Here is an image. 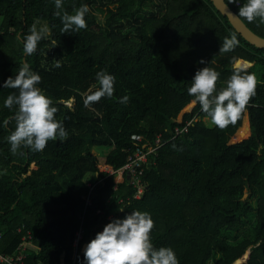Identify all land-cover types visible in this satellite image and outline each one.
Returning <instances> with one entry per match:
<instances>
[{"label":"trees","instance_id":"trees-1","mask_svg":"<svg viewBox=\"0 0 264 264\" xmlns=\"http://www.w3.org/2000/svg\"><path fill=\"white\" fill-rule=\"evenodd\" d=\"M226 1L237 14L247 2ZM62 2L69 14L89 7L86 29L62 34L55 0H0V254L18 253L30 230L25 264H72L82 229L75 264H84L83 246L106 224L141 211L154 221L153 245L171 247L179 264H264V48L245 40L211 0ZM242 19L264 37L259 18ZM33 23L38 30L47 25L51 34L26 55L23 39ZM232 35L239 45L219 53ZM52 39L58 46L52 48ZM234 57L253 65L234 66ZM24 63L41 76L38 87L58 109L55 119L68 136L49 141L42 152L22 147L14 154L7 137L15 121L5 127L4 120L16 106L10 110L4 102L18 90L3 84ZM206 66L220 73L218 90L236 67L257 80L250 106L224 129L188 94L195 72ZM102 70L114 75V94L85 107ZM125 96L128 102L120 103ZM245 119L242 139L233 140ZM138 147L156 150L142 173L125 172L116 183ZM93 148L109 149L110 169H100ZM247 190L256 197L254 223L232 240L252 209Z\"/></svg>","mask_w":264,"mask_h":264},{"label":"clouds","instance_id":"clouds-1","mask_svg":"<svg viewBox=\"0 0 264 264\" xmlns=\"http://www.w3.org/2000/svg\"><path fill=\"white\" fill-rule=\"evenodd\" d=\"M229 3L238 5V0H229ZM55 8L54 14L63 24L62 34L87 28V5L74 8V14H69L64 10L62 0H55ZM238 15L249 23L257 18L260 23H264V0H247L239 6ZM29 32L23 39V51L26 55H33L37 51L38 43L51 33L47 25L38 30L35 23ZM51 44L52 48L58 46L55 39L51 40ZM238 45L235 35L226 37L219 53L234 51ZM199 63L206 62L201 60ZM233 64L238 66L240 60L234 57ZM60 66L59 60H56L55 67ZM219 76L220 73L207 66L198 69L191 87L188 88V94L194 97L193 103H199L213 125L224 129L230 124L234 125L241 113L250 106L251 99L257 94V80L254 74H242L236 67L226 87L218 90ZM96 78L100 87L85 98V107H90L102 98H111L114 94V75L102 70L96 74ZM41 82V76L24 63L18 75L15 78L10 76L3 84L4 88L18 90V95L10 94L4 102V106L10 110L16 106L15 114L4 120L5 127L15 121V130L7 137L10 150L14 154L22 147L33 152H42L49 141L67 139L68 132L63 123L55 119L58 109L38 87ZM119 102L126 104L128 97L121 98ZM154 227V221L147 212L133 211L123 219L112 220L86 245L84 264H179L171 247L156 248L153 245L150 233Z\"/></svg>","mask_w":264,"mask_h":264},{"label":"built area","instance_id":"built-area-1","mask_svg":"<svg viewBox=\"0 0 264 264\" xmlns=\"http://www.w3.org/2000/svg\"><path fill=\"white\" fill-rule=\"evenodd\" d=\"M239 4V2H238ZM137 139H142L141 136H135ZM156 149L153 147H150L148 149H144V147H138L136 150H134L128 157V163L122 168L121 170L123 173L127 172L129 175H137V173H142V171L138 172V169L142 166L144 162L147 161L148 155L152 152H154ZM91 203V199H88V204ZM22 229L20 228L19 231ZM33 238L32 232L28 230L22 237V242L17 248L18 253H15L13 255H6V254H0V262L6 263V264H24V260L26 257V242L31 241ZM83 238V231L80 229V231L77 233V236L73 242V248H74V254H73V263L75 264L76 258H77V251L79 249V244L81 239Z\"/></svg>","mask_w":264,"mask_h":264},{"label":"rangeland","instance_id":"rangeland-1","mask_svg":"<svg viewBox=\"0 0 264 264\" xmlns=\"http://www.w3.org/2000/svg\"><path fill=\"white\" fill-rule=\"evenodd\" d=\"M244 66H245L246 69L250 67L249 65H244ZM0 78H1V75H0ZM70 104H72V102ZM192 107H193V105L188 106L183 111V113H185L187 111H190L192 109ZM205 121L209 122V119H205ZM247 125H248V120L245 119L244 123H243V126L238 129V131H237L236 135L234 136L233 140H241L242 139L243 132H244V130H245ZM108 150L109 149H103L102 150V149L93 148V153L96 154L97 156L101 157V160H100V163H99V166H100L101 170H108V166L105 164V154H107ZM35 168H36V165L32 164L30 166V171L32 169H35ZM30 171H29V173H30ZM119 173H123V171H120ZM119 173L116 174V177H115V182L116 183H120L123 180L121 178L122 174H119ZM88 176H90V179L93 177V175H88ZM88 176H87V178H89ZM245 196H246L245 197L246 199H249V203H250L252 209L248 213V215H246L243 218L242 223L240 224V226L234 231V233L232 235V238H233L232 240L242 237V232L246 228H249L254 223V218H255V215H256V197L251 198L249 190L246 191ZM209 264H215V260L214 261H210Z\"/></svg>","mask_w":264,"mask_h":264},{"label":"water","instance_id":"water-1","mask_svg":"<svg viewBox=\"0 0 264 264\" xmlns=\"http://www.w3.org/2000/svg\"><path fill=\"white\" fill-rule=\"evenodd\" d=\"M216 9L231 23V25L235 28V30L249 43L258 47L264 48V37L257 34L253 31L245 21L230 7L226 0H211ZM247 62V63H246ZM249 65L250 67L253 65L252 62L247 60H240V64L238 66ZM87 245V244H86Z\"/></svg>","mask_w":264,"mask_h":264},{"label":"crops","instance_id":"crops-1","mask_svg":"<svg viewBox=\"0 0 264 264\" xmlns=\"http://www.w3.org/2000/svg\"><path fill=\"white\" fill-rule=\"evenodd\" d=\"M108 169H110V167H108ZM120 171H122V170H119L118 172H117V174L120 172ZM119 174H122V176H121V178L124 180V173H119ZM89 175H92V174H89ZM89 177V179H90V176H88ZM122 180V181H123ZM121 181V182H122ZM85 247H86V244L83 246V249H85ZM7 255V254H6ZM26 256H27V254H26ZM26 258V257H25ZM2 263V262H1ZM24 264H25V262H24Z\"/></svg>","mask_w":264,"mask_h":264}]
</instances>
